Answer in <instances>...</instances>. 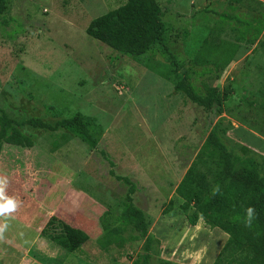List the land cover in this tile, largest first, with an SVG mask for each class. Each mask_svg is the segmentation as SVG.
Listing matches in <instances>:
<instances>
[{"label":"rangeland","instance_id":"obj_1","mask_svg":"<svg viewBox=\"0 0 264 264\" xmlns=\"http://www.w3.org/2000/svg\"><path fill=\"white\" fill-rule=\"evenodd\" d=\"M156 1L166 52L133 56L86 33L90 20L125 0H7L0 108L29 131L27 118L55 124L79 115L97 141L90 147L74 133L37 131L33 147L3 148L0 175L19 204L0 240V264H15L33 245L53 264H131L143 253L138 212L155 238L152 264H212L229 237L221 215L190 225L176 186L216 123L228 146L264 155V28L254 40L241 39L237 22L220 18L224 11L248 17L264 0H242L235 11L232 0ZM222 39L238 41L233 59L198 74V47ZM184 73L228 92L221 113L176 89ZM110 169L134 182V191ZM106 211L118 220L104 231Z\"/></svg>","mask_w":264,"mask_h":264},{"label":"trees","instance_id":"obj_2","mask_svg":"<svg viewBox=\"0 0 264 264\" xmlns=\"http://www.w3.org/2000/svg\"><path fill=\"white\" fill-rule=\"evenodd\" d=\"M232 1L237 5L229 6L235 11L242 0ZM6 3L7 0H0V15L4 12ZM220 18L237 22L236 30L241 39L254 40L264 28V9L259 7L248 17L241 16L238 12L230 14L224 11ZM164 31L161 7L156 0H125L118 7L94 17L86 27V33L90 37L133 56L152 53L157 48L166 52L163 44ZM238 47L236 40L202 42L192 59L194 64L204 66L198 74L224 68L233 59ZM189 77L187 73L177 76L176 89L205 109L221 113L228 92L220 93L217 87L193 83ZM26 124L33 131L20 128L17 120L9 117L0 108V152L5 147H33L37 131L57 134L62 130L81 136L90 147L96 145L97 139L90 132L88 121L79 115L55 124L45 122L39 117H31L26 119ZM56 141L55 147L60 142ZM240 149L241 153L228 146L225 129H221L217 123L214 124L186 174L176 186V193L182 199L179 207L190 225H195L199 219L212 223L221 215V219L229 227L224 228L229 237L212 264H264V155L249 151L243 145ZM102 155L110 165L113 164L104 151ZM109 173L116 179L129 183L130 193L134 191V182L116 175L112 169ZM216 185H219L221 193L213 196L212 189ZM127 199L130 201L129 196ZM249 205L254 206L257 213L251 229L241 222L244 208ZM138 213L141 215L138 229L144 238L143 253L140 260L131 264H152L150 251L155 238L148 233V223L141 212ZM117 220L109 212H104L100 219L103 230L110 229ZM74 231L76 230L70 228L68 233L74 234ZM28 255L42 264H53V258L37 250L34 245L29 248ZM159 264L174 263L161 260Z\"/></svg>","mask_w":264,"mask_h":264},{"label":"clouds","instance_id":"obj_3","mask_svg":"<svg viewBox=\"0 0 264 264\" xmlns=\"http://www.w3.org/2000/svg\"><path fill=\"white\" fill-rule=\"evenodd\" d=\"M8 178L6 175H0V218H4V223L0 224V240L4 239V233L8 228L7 219L11 217L17 208L19 202L16 198L9 196L6 192L8 186ZM221 193L219 185H216L212 189V195L216 196ZM257 213L254 206H247L244 208V215L241 218V222L246 228L251 229L253 227V221L256 219Z\"/></svg>","mask_w":264,"mask_h":264},{"label":"crops","instance_id":"obj_4","mask_svg":"<svg viewBox=\"0 0 264 264\" xmlns=\"http://www.w3.org/2000/svg\"><path fill=\"white\" fill-rule=\"evenodd\" d=\"M14 262L15 264H42L33 257L29 256L28 251H26L24 255H17Z\"/></svg>","mask_w":264,"mask_h":264}]
</instances>
